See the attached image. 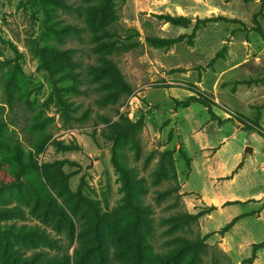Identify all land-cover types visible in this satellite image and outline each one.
I'll return each instance as SVG.
<instances>
[{"label":"rangeland","instance_id":"obj_1","mask_svg":"<svg viewBox=\"0 0 264 264\" xmlns=\"http://www.w3.org/2000/svg\"><path fill=\"white\" fill-rule=\"evenodd\" d=\"M101 1L63 0L64 5H54L56 20L76 28L53 38L43 32L45 13L37 2L0 0V121L8 126L9 141L23 148L42 179L67 174L69 190H82L111 212L122 203L123 192L107 134L114 122L136 121L143 115L138 147L125 145L123 159L146 184L144 199L153 210L148 234L153 251L166 253L185 236L203 239L194 264H241L251 256L253 245L264 241V3L110 0L106 27L113 36L102 40L115 46L103 52L86 20L89 6ZM163 14L185 16L192 24L174 25L159 17ZM211 17L221 19L201 23L193 35L196 20ZM149 34L186 37L169 47H155L146 41ZM132 42L136 46H130ZM50 44L70 50L78 80L58 81L41 67L39 50ZM103 54L117 63L131 93L105 97L107 90L88 70ZM15 64L21 70L20 90L11 109L3 75ZM192 90L209 94L216 102L215 114L232 120L219 123L197 102L177 107V101L194 94ZM255 124L263 130H246ZM246 146L253 148L251 154H245ZM180 148L191 158L190 169ZM17 189H0V207L18 206L23 216L9 212L0 215V221L38 226L52 239H27L19 244L21 252L73 254L78 234L71 237L62 223L44 217L31 205L29 194L22 190L23 198ZM212 205L217 208L187 219ZM241 214L229 231L220 232ZM72 216L79 229L80 219ZM109 250L112 264H120L113 246ZM251 264H264V247Z\"/></svg>","mask_w":264,"mask_h":264},{"label":"trees","instance_id":"obj_2","mask_svg":"<svg viewBox=\"0 0 264 264\" xmlns=\"http://www.w3.org/2000/svg\"><path fill=\"white\" fill-rule=\"evenodd\" d=\"M40 8H43L45 17L42 21L43 32L53 38H60L73 31L76 27L71 24H63L55 18L53 7L63 4V0H33ZM248 2L250 0H244ZM264 3V0H262ZM110 0H102L100 3L89 6L86 20L94 32L98 41L97 46L103 52L111 51L115 42L102 40L103 37L111 38L112 32L106 27L111 21L109 14ZM166 22L174 25L189 26L192 20L185 16H173L163 14L159 16ZM221 18L211 17L197 19L194 24V33L200 28L201 23L217 21ZM227 21H232L227 19ZM191 35L190 37H194ZM185 35L178 37H161L147 35L146 41L155 47H169L185 39ZM101 39L102 41H99ZM132 42L130 46H136ZM220 52L212 60L219 57ZM38 56L41 60V67L57 75L58 81L78 80L80 73L75 70L76 62L68 49H60L54 44L47 45L39 50ZM92 78L98 81L102 88L107 91L106 98H113L121 94L132 92L131 85L126 81L114 59L103 54L99 64L88 66ZM21 73L18 64H15L3 75V87L6 100L11 109L15 105L17 93L20 90L17 75ZM194 94L187 99L177 101L176 106L188 107L193 102L204 105L212 119L219 123H226L232 118L221 119L213 111L216 102L201 92L192 90ZM259 115H261L259 113ZM240 117V116H239ZM242 117V116H241ZM144 125L142 115L136 121L128 118L116 121L111 125L107 137L112 141V161L121 181L123 192L122 203L114 211H103L100 202L86 196L82 190L75 192L68 189V175L47 174L45 180L38 172V166L30 162L23 155V148L19 144H13L8 139V126L0 121V189L12 185L17 186L19 196L25 198L23 191L29 194L33 207L40 208L44 217H54L58 223L64 225V229L73 237L78 234L79 245L73 254L44 255L35 252L29 256L21 252L19 244H24L27 239L41 240L46 243L52 241L44 229L34 225L16 226L15 224H4L0 221V264H112L110 259V247L120 257V264H194L198 258L200 243L203 239L192 240L185 236L177 238L173 248L166 253L154 252L148 239V234L153 227L152 206L145 202L144 193L146 184L142 177L128 164L123 154V147L129 145L137 148V132ZM247 131H262L259 124L247 126ZM181 157L185 160L188 169L191 166V158L183 149H179ZM161 171V170H160ZM23 190V191H22ZM57 197H60L61 201ZM238 203V201H227L225 204ZM212 205L205 211L196 214H188V220H196L205 213L215 210ZM9 212L23 216L18 206L3 208L0 207V215ZM80 219L81 227L77 229L73 216ZM244 215L235 216L221 230V233L229 231L236 222ZM180 220V218H179ZM210 234H208L209 236ZM264 247V241L253 245L252 254L245 258L241 264H251L257 258V251Z\"/></svg>","mask_w":264,"mask_h":264},{"label":"water","instance_id":"obj_3","mask_svg":"<svg viewBox=\"0 0 264 264\" xmlns=\"http://www.w3.org/2000/svg\"><path fill=\"white\" fill-rule=\"evenodd\" d=\"M244 152H245V154H247V153L251 154L253 152V148L251 146H246Z\"/></svg>","mask_w":264,"mask_h":264}]
</instances>
